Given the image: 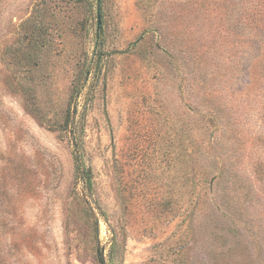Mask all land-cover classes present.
I'll return each mask as SVG.
<instances>
[{"label":"rangeland","instance_id":"374dc122","mask_svg":"<svg viewBox=\"0 0 264 264\" xmlns=\"http://www.w3.org/2000/svg\"><path fill=\"white\" fill-rule=\"evenodd\" d=\"M100 255L264 264V0H0V264Z\"/></svg>","mask_w":264,"mask_h":264},{"label":"trees","instance_id":"16d2710c","mask_svg":"<svg viewBox=\"0 0 264 264\" xmlns=\"http://www.w3.org/2000/svg\"><path fill=\"white\" fill-rule=\"evenodd\" d=\"M97 5L98 7L100 6V0H97ZM98 34H96V40L98 38ZM99 60H95L94 63H98ZM87 72H89V69H87ZM77 173H78V177L80 178V180L82 181L83 185H84V189L86 191H91L92 188V181H91V171L89 168H85V167H79L77 166ZM99 262L100 264H104V260L102 258V256L100 255L99 258Z\"/></svg>","mask_w":264,"mask_h":264}]
</instances>
